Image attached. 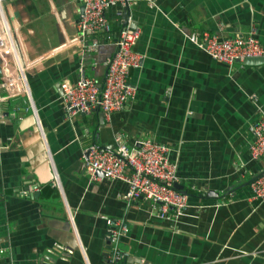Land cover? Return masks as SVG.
Returning <instances> with one entry per match:
<instances>
[{
	"label": "crops",
	"instance_id": "1",
	"mask_svg": "<svg viewBox=\"0 0 264 264\" xmlns=\"http://www.w3.org/2000/svg\"><path fill=\"white\" fill-rule=\"evenodd\" d=\"M80 1L4 2L30 99L8 88L14 61L0 51V264H264V202L249 185L264 172V157L249 149L264 112V63L229 67L183 33L255 27L264 45V0H138L127 16L107 9L114 33L127 19L140 28L133 51L142 62L129 73L133 97L103 123L97 110L69 117L61 98L63 81L101 82L114 52L112 43L87 52L77 42ZM117 133L130 147L148 138L171 148L185 215L162 220L149 201H125L124 182L89 180L82 150L113 148ZM107 218L128 227L119 239L128 256L115 263Z\"/></svg>",
	"mask_w": 264,
	"mask_h": 264
},
{
	"label": "built area",
	"instance_id": "2",
	"mask_svg": "<svg viewBox=\"0 0 264 264\" xmlns=\"http://www.w3.org/2000/svg\"><path fill=\"white\" fill-rule=\"evenodd\" d=\"M0 0V51L11 56L14 71L6 81L13 92H21L30 99L23 65L12 28ZM138 0H81V10L76 22V40L87 52L95 51L101 42L114 45L113 54L106 60V74L101 82L95 77H81L75 83H61L62 101L69 117L88 113L97 108L104 118L122 109L126 101L133 97L134 88L129 83L131 69L139 68L142 57L133 51L140 28L130 26L131 20L112 31L105 11L117 7L116 15L122 13ZM150 6L153 0H145ZM188 40L204 51L210 58L231 67L235 62L243 66L247 58H264V45L257 37L255 27L247 35L235 34L220 37L208 31H192ZM25 80V83H24ZM31 102V101H30ZM31 108L36 113L31 102ZM253 139L249 146L253 159L264 157V112L252 128ZM113 148L91 144L82 150L83 170L90 181L105 178L122 181L127 190L122 195L128 203L144 199L152 203L156 215L162 220H172L186 214L189 207L187 195L174 187L179 182L177 164L170 160L171 148L163 143L145 138L128 146L121 134L114 137ZM52 183L59 189L60 181L54 172ZM252 196L264 202V172L250 182ZM24 193H26L24 191ZM128 231L122 219H106V238L111 247L110 262L115 263L128 254L119 248L120 236ZM2 249H0V253Z\"/></svg>",
	"mask_w": 264,
	"mask_h": 264
},
{
	"label": "water",
	"instance_id": "3",
	"mask_svg": "<svg viewBox=\"0 0 264 264\" xmlns=\"http://www.w3.org/2000/svg\"><path fill=\"white\" fill-rule=\"evenodd\" d=\"M126 11H127V9L124 12L125 13V16H127L126 15ZM130 26L135 27L136 24L131 21ZM244 63L245 64H261V63H264V58H247V59H245ZM82 77H84V76H82ZM96 110L99 111L97 108H93L92 109V111H96ZM98 116H99V121L101 123H103V115H102V113H99ZM174 187L176 189L180 190L181 192L183 190V186L181 184H179V183H175L174 184Z\"/></svg>",
	"mask_w": 264,
	"mask_h": 264
},
{
	"label": "rangeland",
	"instance_id": "4",
	"mask_svg": "<svg viewBox=\"0 0 264 264\" xmlns=\"http://www.w3.org/2000/svg\"><path fill=\"white\" fill-rule=\"evenodd\" d=\"M183 33H184V35L186 36V35L189 34L190 32H189V33H185V32H183ZM186 38H187V37H186ZM187 39H188V38H187Z\"/></svg>",
	"mask_w": 264,
	"mask_h": 264
}]
</instances>
